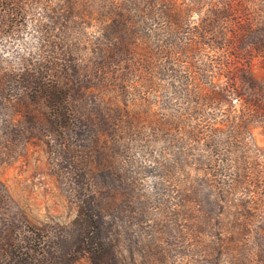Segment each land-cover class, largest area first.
<instances>
[{"label":"rangeland","instance_id":"rangeland-1","mask_svg":"<svg viewBox=\"0 0 264 264\" xmlns=\"http://www.w3.org/2000/svg\"><path fill=\"white\" fill-rule=\"evenodd\" d=\"M7 1L0 264L58 262L57 238L80 211L102 229L101 264H264V143L257 128L236 134L237 106L214 95L224 61L232 69L244 60L228 56L232 48H187L183 28L207 17L208 1L222 8L231 0H11V10ZM171 4L181 28L171 24ZM123 33L138 47L113 48ZM42 66L68 83L76 119L60 136L41 99L25 91ZM251 70L264 101V66L253 59ZM68 264L95 263L79 256Z\"/></svg>","mask_w":264,"mask_h":264},{"label":"trees","instance_id":"trees-1","mask_svg":"<svg viewBox=\"0 0 264 264\" xmlns=\"http://www.w3.org/2000/svg\"><path fill=\"white\" fill-rule=\"evenodd\" d=\"M207 3L212 7V9L207 10L209 16L207 14V17L190 27L187 25L183 27L185 28V35L189 34L191 37L186 47L193 48L196 44L201 43L212 48H232V51H227L228 56L236 55L237 58L244 60V65L232 69L229 68L228 60L224 61L225 74H216L219 85L214 95L216 98H220L219 101L233 100L237 106V110L234 111L237 113L234 119L240 118V120L236 123L233 122V131L236 134L238 131L250 132L252 128H257L264 143L263 93L251 70L253 59L259 60L264 66V0H231V2H226L222 8H217L209 1ZM0 5L3 9L4 4L0 3ZM7 5L10 10L13 9L11 0L5 3V7ZM169 7H171L168 10L171 16V24H178L177 27L181 28V25L185 24L182 22L183 17L174 11L176 10L174 4ZM233 13L238 15V19L231 15ZM123 27L126 32V24ZM130 33L118 35L116 37L118 44H112L113 48H129V42L133 47H138L135 41H130L131 38H134V35ZM237 48L243 50L238 51ZM141 50L142 56H149L150 52L147 47L141 48ZM41 71H43L41 75L28 72L26 83L29 90L25 89V91L31 93V97L41 99L40 101L46 109L45 119L48 125L52 127V131L56 132L57 136H60L68 128V125L74 123L76 119L69 109L68 83H65L64 80V83L61 82L64 76H61V73H58L56 69L52 72L47 66H42ZM246 88L252 91L253 95H246ZM222 123L224 124L221 121L216 125H223ZM248 176H250V168L245 167L239 182L241 187L244 188ZM4 201L5 196L0 188V211ZM255 206L259 207L260 204H255ZM261 207L264 208V198L260 209ZM245 214L250 219L255 216V211H246ZM236 221L241 226L242 221L238 219ZM40 239L39 244L43 245L40 254L44 255V250L48 247L46 245L48 236H42ZM57 245L60 254L59 263L49 258V264H68L79 256H86L92 263L101 264L107 253V243L99 223L92 214L84 211L76 214L65 234L57 238ZM64 256L65 259H63Z\"/></svg>","mask_w":264,"mask_h":264}]
</instances>
